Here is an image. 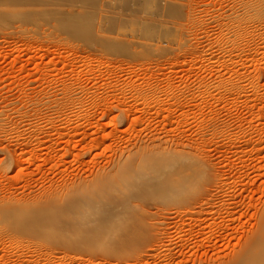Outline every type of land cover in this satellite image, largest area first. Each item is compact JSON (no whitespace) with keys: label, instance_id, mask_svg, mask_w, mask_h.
I'll list each match as a JSON object with an SVG mask.
<instances>
[{"label":"rangeland","instance_id":"obj_1","mask_svg":"<svg viewBox=\"0 0 264 264\" xmlns=\"http://www.w3.org/2000/svg\"><path fill=\"white\" fill-rule=\"evenodd\" d=\"M183 2L0 0V264H222L258 226L264 0ZM141 143L206 164L196 204L132 198L167 234L126 239L131 215L105 210L89 224L49 213L70 214V186L114 173L122 150L134 161ZM232 202L235 234L205 246L227 219L207 209Z\"/></svg>","mask_w":264,"mask_h":264},{"label":"bare ground","instance_id":"obj_2","mask_svg":"<svg viewBox=\"0 0 264 264\" xmlns=\"http://www.w3.org/2000/svg\"><path fill=\"white\" fill-rule=\"evenodd\" d=\"M170 2V6H175L179 13L186 10L187 5L183 0H170ZM137 147L134 161H128L124 157L126 152L122 150L117 168L109 176H94L72 184L69 188L73 195V200L68 205L71 207L69 210H72L70 214H65L62 208L54 207L49 213L56 217V220L59 218L62 220L63 217L70 219L74 214L80 220L84 218L85 223L89 224L98 221V211L105 210L108 211L110 217L115 216V218L131 215V218L126 220L128 230L126 239L128 237L129 240H139L149 236L152 238V232L160 234V230H164L163 233L167 234L172 224L167 220L161 222V225H164L163 228L160 224L149 223L147 216L140 218L136 214L138 211H133L132 207L135 209L141 204L132 202V198L135 196V199L136 197L142 199V196L139 195L142 190H148V192L156 190V193L162 198L183 195L187 200L191 199V204H196L203 196V183L208 178L206 164L199 159L189 161V155L179 152L177 149L173 151L163 147L156 149L154 143L152 145L141 143ZM13 163L15 164V162ZM128 189L129 192H127ZM103 192L108 195L107 199L99 200L98 196ZM87 213H89V219H86ZM237 213L238 209L234 202L227 204L222 209H215L213 205L207 209L206 219H224V214L227 219L223 220L226 227L224 231L217 233L213 241L211 239L205 246H211L212 242L217 244L225 237H233L235 234L233 226L237 219ZM114 222L106 223V225H111ZM204 230L205 228L201 226L197 232L198 235L201 236ZM40 233L44 237H48L45 231L41 230ZM94 239L101 241L98 235L94 236ZM126 239L119 245L128 244ZM197 247L199 248V246ZM208 251L209 249H206V252ZM222 264H264V212L251 235L245 239L232 257Z\"/></svg>","mask_w":264,"mask_h":264}]
</instances>
